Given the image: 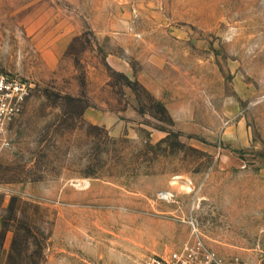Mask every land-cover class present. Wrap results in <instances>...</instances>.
Masks as SVG:
<instances>
[{"label": "rangeland", "instance_id": "374dc122", "mask_svg": "<svg viewBox=\"0 0 264 264\" xmlns=\"http://www.w3.org/2000/svg\"><path fill=\"white\" fill-rule=\"evenodd\" d=\"M0 73V264H264V0H0Z\"/></svg>", "mask_w": 264, "mask_h": 264}, {"label": "built area", "instance_id": "2783aa9c", "mask_svg": "<svg viewBox=\"0 0 264 264\" xmlns=\"http://www.w3.org/2000/svg\"><path fill=\"white\" fill-rule=\"evenodd\" d=\"M29 95L27 83L0 73V153L10 147L9 127L22 114ZM193 238L167 257L151 258L147 264H248L239 258L227 260L210 249L194 221Z\"/></svg>", "mask_w": 264, "mask_h": 264}, {"label": "bare ground", "instance_id": "6f19581e", "mask_svg": "<svg viewBox=\"0 0 264 264\" xmlns=\"http://www.w3.org/2000/svg\"><path fill=\"white\" fill-rule=\"evenodd\" d=\"M168 197V196H167Z\"/></svg>", "mask_w": 264, "mask_h": 264}]
</instances>
